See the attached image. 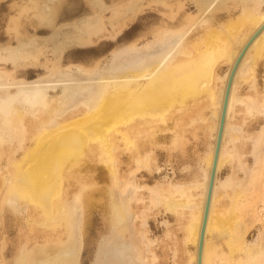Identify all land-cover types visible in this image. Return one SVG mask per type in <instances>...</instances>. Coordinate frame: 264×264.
I'll use <instances>...</instances> for the list:
<instances>
[{"label":"bare ground","instance_id":"1","mask_svg":"<svg viewBox=\"0 0 264 264\" xmlns=\"http://www.w3.org/2000/svg\"><path fill=\"white\" fill-rule=\"evenodd\" d=\"M58 1L18 0L0 44V211L11 209L24 240L36 242L11 261L0 250V264H82L87 247L89 264H161L164 242L169 264H197L233 71L201 264H264L262 244L246 241L239 221L233 235L225 229L264 181V130L249 133L264 122V0ZM190 128L202 131V153L182 151ZM162 140L181 149L167 159L182 162L184 177L143 189L138 171L158 172ZM95 169L105 174L93 180ZM146 198L152 208L140 211ZM163 214L172 222H161L159 242L148 216Z\"/></svg>","mask_w":264,"mask_h":264},{"label":"rangeland","instance_id":"2","mask_svg":"<svg viewBox=\"0 0 264 264\" xmlns=\"http://www.w3.org/2000/svg\"><path fill=\"white\" fill-rule=\"evenodd\" d=\"M11 1L10 0H3V1L0 0V31H1L0 32V44L6 43L9 40L10 37H8L6 32H5L6 31V25L8 23V19L17 13L16 10H13L11 8L14 5V3H16L18 0H16V1L13 0L12 2ZM59 1L57 2V5L59 3V5H58L59 7L66 3L65 0H59ZM75 2H78L77 4H80V3H82V0H78V1L73 0V3H75ZM57 5H56V7H57ZM63 6H65V5H63ZM63 8L68 10V6L63 7ZM190 11H193V9H191ZM151 12L152 11H150V13ZM7 13H9V14L7 15ZM144 21H146V20H144ZM24 24L25 25L28 24L27 26L29 29L27 30V32L35 33V34L38 33L37 34L38 36H44L45 35L43 33L38 32V30H41L42 28L37 27L35 29L32 25L29 24V21L26 23L25 20L23 19V25ZM141 24L142 23L140 21H137V20L133 24H131L129 29L126 30V32H125V37H126L125 39H129V37H131L135 31L140 29ZM12 42L13 41H11L10 43L13 44ZM36 74L37 73H32L28 77V79L35 78ZM253 115H256V114H253ZM167 125H168L167 126L168 128L171 127V129H172L173 124H172L171 120L167 122ZM187 130L190 131L192 134L189 133ZM187 130H186L187 133H185L186 132L185 131L184 132L185 135L183 134L185 138H187V136H188V138L185 139L186 142L183 145L184 147L182 146V151L185 150L186 154H188V155L195 153V151L202 153L203 149L206 147L207 142L202 137V133H200V132H202L201 129L200 128H196V129L190 128ZM196 130H198V132ZM263 130H264V122L260 123L257 127L252 129L249 133L250 134L259 133L262 135ZM194 134H196L198 137ZM198 134H200V136ZM163 135L167 136L168 134L164 133ZM192 138H194L195 140L194 139L192 140ZM198 141H200V142L197 143ZM201 142H203V143L201 144ZM187 143H188V145H187ZM190 143H192V144H190ZM159 144L161 146H159V147L156 146V148H155V150H156L155 152H156V155L158 158L157 162H156V165H158V168H157L158 172H153L152 175L147 176L148 173L146 171L142 170L144 172H142V176H140V173L138 171L139 175H137V179L141 180V188H143V189L151 188L152 186H154L155 185L154 181H163V180H167L168 178L173 179V180H175V179L179 180V179H183V177H184L183 174H185V173L182 171V167H183L182 162H179L178 159H175L177 156H179L181 154V149L177 150V149L171 148V146H170L171 150L169 152L167 150V148L169 146L168 145L169 142L167 140H165V141L162 140L161 142L159 141ZM159 144H157V145H159ZM165 144H166V146H164ZM169 153L171 154V156L175 157L173 159H172V157L170 158L171 160H173L172 162H169L167 159L168 158L167 154H169ZM121 156H122V159H124L126 156V153H124V155L121 154ZM15 157L18 158V153L15 154ZM5 158H6V154L4 157H2V160L5 161ZM92 165H94V163ZM96 166H98V165H96ZM94 171H97V173L95 172V174H93V176H92L93 180H94L95 175H98L101 173L105 174V170L100 171L98 169H95ZM241 172L242 171L239 172V175L242 178L243 177L245 178L246 174H244L243 172L241 173ZM252 172H256V171H252ZM143 173H146V174L143 175ZM225 173H227V170L223 169L222 177L225 175ZM151 178H152V180H149ZM95 181H97V184L100 188H106V186L108 185L107 181H105L103 179L102 180L95 179ZM253 192H254L253 203L250 206H245L244 208L241 207V209L235 210L234 216L238 217V218L235 217L236 222L234 219H232L230 221L231 223H229V225L230 226L232 225V227L226 226L225 229H228L226 231H230L231 234L233 235V230H231L230 228H233V225L235 223H237V221H239V222L241 221L240 222L241 224L243 222L246 224V222L248 221L247 224H249L250 223L249 220L253 218L254 222L251 220V224H250L251 226H247V224L244 226L245 227L244 229H246L247 231L246 230H243V231L239 230V226H240V224H238L239 222L237 224H235V225H238V227L236 226L237 227L236 229H238L237 230L238 232H241L245 235L243 237L246 241H250L253 238H257L258 243L260 245L262 244L261 246L263 247V253H264V236H263L264 235V181L261 182L260 180H258V182L253 186ZM147 195L148 194L145 191V196H147ZM145 202H146L145 208L141 207V209H139L140 211L142 209H146V208L151 209L152 208V204L147 201V198L145 199ZM252 207L254 209H253V211L250 212L249 210ZM247 210L249 211L248 213H246ZM8 212L13 214L12 210L11 209L8 210L7 206H6L5 210L2 209L0 211V223H1V225H0V247L2 246V248L0 250L3 252L5 259L8 261H11L13 255H15L24 246V244H26L27 248H30V247H33L36 242L32 241V243H31V241H29V243H28L26 241V239L24 240L25 237H24V235H22L24 233V227H23L22 223H20L19 221L11 220V214H9ZM236 213L239 215H236ZM247 215H249V217H252V218H250V219H249V217L246 218ZM221 216H223V215H221ZM92 217L100 218L99 211L96 210L92 214ZM10 220H11V222H10ZM163 220L172 222L171 217H169L165 214L157 215V216H155V215H152V216L149 215L148 216V221H149V225L151 228L150 229V231H151L150 235H152L154 237V239L158 240L159 242H162V239L164 238V231L161 228V226H162L161 222ZM244 220H246V221H244ZM246 226L248 228H246ZM99 227H101V226H99ZM22 229H23V231H22ZM236 229H235V231H236ZM248 229H249V231H248ZM3 241H4V245H2ZM169 246H170V244L168 242H166V243L164 242L163 244H161V246L158 247V253L160 254V263L161 264H169V253H168ZM90 255H91V249L89 247H87V250H85V252H83V263L82 264H89Z\"/></svg>","mask_w":264,"mask_h":264},{"label":"water","instance_id":"3","mask_svg":"<svg viewBox=\"0 0 264 264\" xmlns=\"http://www.w3.org/2000/svg\"><path fill=\"white\" fill-rule=\"evenodd\" d=\"M237 66V64H236ZM235 71L232 72V75L229 80V85L226 91V97L224 100L223 108H222V115H221V120H220V126H219V132L217 135V140L215 144V153H214V160H213V165L211 169V174H210V180H209V186H208V193H207V199H206V205H205V211H204V219L202 223V228H201V237L199 240V247H198V263L201 264V252H202V246H203V239H204V232H205V223H206V218L209 210V205H210V198L212 195V190H213V185H214V176H215V171H216V163H217V158L220 150V144H221V139H222V133H223V128H224V119L226 115V109H227V101H228V94H229V89H230V84L233 78V74Z\"/></svg>","mask_w":264,"mask_h":264}]
</instances>
